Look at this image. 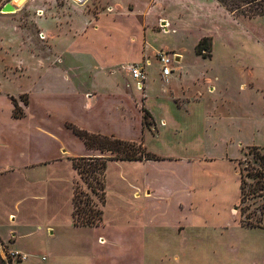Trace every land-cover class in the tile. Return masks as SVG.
Returning a JSON list of instances; mask_svg holds the SVG:
<instances>
[{"label": "rangeland", "instance_id": "1", "mask_svg": "<svg viewBox=\"0 0 264 264\" xmlns=\"http://www.w3.org/2000/svg\"><path fill=\"white\" fill-rule=\"evenodd\" d=\"M6 4L14 12H1ZM201 41L209 51L197 49ZM162 58L170 60L174 76H182L170 84L172 91L189 99L197 94L198 105L190 102L189 121L183 111L164 101L168 95L161 92L167 86L158 74ZM132 66L140 67L145 76L147 87L142 86L140 94L138 83L130 78ZM65 75L77 101L75 107L57 108L54 120L65 116L94 125L99 120L92 113L102 107L100 102L90 106L85 93L96 92L102 104L104 97L113 95L117 103L125 100L132 117L140 115L143 129L153 135L161 123L146 107L158 120L167 113L179 134L170 132L160 141L146 136L145 150L159 157L194 158L190 163L196 167L182 172L172 161L161 162V167L156 163L160 172L155 168L156 172L139 178L140 183L155 184L152 197L147 199L150 194L144 191L147 200L131 202L135 172L127 170L132 175L125 172L121 182L120 168L106 166L102 219L124 209L120 208V222L108 221L109 248L96 242L98 232L90 227L61 229L53 237L46 226L30 229L7 222L0 213L2 259L19 249L31 256L25 262L18 261L20 255L10 257L12 264H90V252H132L135 257L129 264H264V17L230 14L214 0H0L1 117L13 109L7 94L33 91L35 100L61 97L67 92ZM197 78L199 83L193 82ZM14 100L23 116L18 103L26 104L27 96ZM211 116L242 123L222 127L223 132L220 128L214 142L209 136L200 143L205 155L184 150L186 144L201 141ZM238 126L245 130L242 127L239 133ZM138 134L137 127L134 137ZM230 136L239 139V151L234 147L237 140L224 143ZM167 140L174 146L179 142L178 148L167 151ZM225 151L229 156L222 157ZM183 179L193 187L181 189ZM74 184L92 195L80 175ZM144 207L154 210L151 221L160 224L154 227L155 238L148 241L142 233L146 227L127 229ZM12 229L19 234L13 246ZM108 256L118 258L113 253Z\"/></svg>", "mask_w": 264, "mask_h": 264}, {"label": "crops", "instance_id": "2", "mask_svg": "<svg viewBox=\"0 0 264 264\" xmlns=\"http://www.w3.org/2000/svg\"><path fill=\"white\" fill-rule=\"evenodd\" d=\"M14 5L15 4H13V6ZM134 59L131 61H134ZM158 74L160 81L167 86V88L163 87L161 92L165 97L168 95V98L164 99V101L177 107V111H183L185 118L189 121V109L191 110L190 102H196L198 105L197 102H199V99L197 98V94L193 96L192 99H189L187 97L181 98L172 91L170 84L173 85L175 82L177 83V81L182 80L181 75H173L172 68L171 73L167 77L162 76L161 71ZM130 78L132 79V77ZM178 78L179 80H177ZM71 82L68 75H65L63 83L67 87V92L62 93L59 98H55L56 95H52L43 96L44 98L35 100L36 98H34L35 95L33 91L23 93L27 96V103H18V107L24 112V115L19 118L13 116L12 108L14 106L11 98L15 99V97L23 94L17 96L7 94V98L10 97L8 100L12 110L10 114H6V118L0 115V213L3 214L7 222L12 221L15 222L16 225L27 226L30 229L33 227L40 229L42 226H46L45 231L47 234L50 233L48 235H52L53 237L59 236L61 229L71 231L72 229L79 228L73 225L72 220L73 184L74 181L78 179V173L72 166V159L101 156L99 151L88 149L83 141L73 133L70 126H74L91 134L114 136L117 139L128 142H134L132 140L138 139L137 142H142L143 146L146 136L160 141L164 140L165 136L170 132H174V135L179 134L177 130L178 125L174 124V120L170 118L167 113V116L161 117L158 120L145 105L156 123L157 121L161 123L159 132H155L153 135L148 130L143 129L140 115H137V119H135V116L134 118L132 117L133 115L125 100L122 99V102L117 103L118 99L114 98L113 95H108V97H104L105 102L102 104L101 96L99 94L97 95L96 92L90 91H87L84 97L88 96V98H86L88 100L86 101L90 106L97 105L100 102L99 106L102 107V110L98 113H92L97 116L96 119L99 121L93 120L95 124L90 126L88 124H78L76 120H72L65 116H61L60 120L56 121L52 117L57 108L60 107V109H65L67 107H75L77 98L71 94V92L75 90ZM145 82H142L141 86H135L138 94L143 90H140L142 86H146ZM151 82H155L154 78H152ZM193 82L199 83V78L193 80ZM95 97L98 98L95 100ZM126 99L129 100L128 98ZM160 100L163 99L160 98ZM77 106H79V103ZM238 121L241 122V120L237 119L227 121L222 117H209L207 121L208 129L202 134L201 141L186 144L184 150L190 152L195 150L202 154L204 151L202 145L205 141L209 140V136L211 141L214 142V137L217 134L216 131L221 128L223 132L222 127H225L224 129L226 130V127L229 128V126L238 123ZM245 121L252 123L250 120ZM73 123L79 125L80 128ZM137 127L139 128L140 134L135 138V128ZM242 127L245 130L244 126ZM242 127H237L239 133ZM236 140L237 142L234 144V147L237 148L239 143V139L237 138L230 136L224 140V143H234ZM169 143L170 140H167V151L173 152V149L176 150L178 148L179 142H177L176 146H174V143L173 145ZM200 143H202V145H199ZM146 149L149 148L147 147ZM153 155L158 157V159L149 161H108L107 163V166L116 165L120 168L122 172L120 173L121 182L125 179L126 176L124 174L127 170H133L135 172L137 176L136 179L130 176V178L134 180V183H130L133 187L131 202H133V199L138 202V198H144V191L150 194V196L146 197L147 199L152 197L154 193L153 186H155V184L149 182L145 183L144 181L140 183L139 178L143 173L147 175L151 172H156L155 168L158 169L159 165L160 167L163 165L161 162L166 160L172 161L174 162L173 167L180 168L182 172L196 167L195 164L191 165L190 163V161L195 162L194 160H197L194 158L180 159L169 154L165 155L167 157H159L155 153ZM203 155H205L204 152ZM222 155V157H224L228 154L225 151ZM202 158L203 157L199 160H202ZM156 163L159 165H156ZM157 171L160 172V168ZM127 173L132 175L129 172ZM186 180L183 179L184 186L182 185L180 187L183 190L193 187V185L191 183L188 184ZM174 182H176V180ZM186 183L188 187H186ZM131 202L129 205H132ZM120 208L117 209V213H115L114 217H104L101 226L90 227L98 232L99 236L96 242L106 248H109L111 245V230L108 226V221L110 220L113 222L114 220H118V222H120L123 218ZM153 211L154 210L148 207L139 209L136 212L137 216L131 218V220L134 221L132 222L134 225L130 227L127 222L129 226L127 229H135L138 231L146 227L142 232L144 234L143 239L148 241L151 238L153 240L155 238V236H153L155 234V229L160 227L159 221H151V213ZM144 220L148 223L144 224ZM13 231L12 229V232ZM17 235L19 234L15 231L14 234L10 235L12 240L11 246H13ZM0 236H2L1 232ZM0 240L3 241L1 237ZM13 251L23 257L19 262H25L28 260L29 256H31L29 254H23L19 249H14ZM109 253L115 254L118 258L113 259V257L108 256ZM134 257L135 255L132 252H108V254L107 252H90L88 256V258H90V264H115L116 262L117 264H129L133 261Z\"/></svg>", "mask_w": 264, "mask_h": 264}, {"label": "trees", "instance_id": "3", "mask_svg": "<svg viewBox=\"0 0 264 264\" xmlns=\"http://www.w3.org/2000/svg\"><path fill=\"white\" fill-rule=\"evenodd\" d=\"M224 10L233 15L256 18L264 17V0H214ZM201 41L197 49L205 47L204 51H209L208 45ZM200 54L199 51L196 52ZM203 56H207L203 54ZM13 104V116L21 117L17 109L16 101L11 98ZM143 124L146 118H143ZM73 133L78 136L88 149L97 150L101 156L94 158H74L72 166L87 185L92 195L97 197L98 204L92 195L78 190L74 184L73 192V212L72 220L75 227H97L103 222L102 206L105 203V172L108 161H149L158 158L147 152L142 142H128L115 138L114 136H103L91 134L70 126ZM100 204V207L98 206ZM20 261V260H18ZM0 264H12L11 258L2 259Z\"/></svg>", "mask_w": 264, "mask_h": 264}, {"label": "built area", "instance_id": "4", "mask_svg": "<svg viewBox=\"0 0 264 264\" xmlns=\"http://www.w3.org/2000/svg\"><path fill=\"white\" fill-rule=\"evenodd\" d=\"M75 1L82 3V2H86L88 0H75ZM161 63L163 65V68L161 70L162 76L167 77L171 73V68L168 66V64L170 63V60L167 58H162ZM130 74H131L132 79L135 80L139 86H141V84L144 80V77H145L142 69L140 67L132 66L130 68ZM9 255H10V257H14L15 255L19 256V254L15 253V252H11ZM19 258L21 260L23 259L22 256H20Z\"/></svg>", "mask_w": 264, "mask_h": 264}, {"label": "water", "instance_id": "5", "mask_svg": "<svg viewBox=\"0 0 264 264\" xmlns=\"http://www.w3.org/2000/svg\"><path fill=\"white\" fill-rule=\"evenodd\" d=\"M14 7H12L10 4H6L2 9L1 12H14Z\"/></svg>", "mask_w": 264, "mask_h": 264}, {"label": "bare ground", "instance_id": "6", "mask_svg": "<svg viewBox=\"0 0 264 264\" xmlns=\"http://www.w3.org/2000/svg\"><path fill=\"white\" fill-rule=\"evenodd\" d=\"M19 4V3H18Z\"/></svg>", "mask_w": 264, "mask_h": 264}]
</instances>
